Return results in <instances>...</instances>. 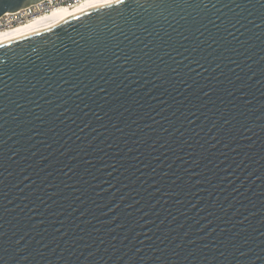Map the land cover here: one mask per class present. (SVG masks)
Returning a JSON list of instances; mask_svg holds the SVG:
<instances>
[{"label": "water", "instance_id": "1", "mask_svg": "<svg viewBox=\"0 0 264 264\" xmlns=\"http://www.w3.org/2000/svg\"><path fill=\"white\" fill-rule=\"evenodd\" d=\"M0 264H264V0H119L1 44Z\"/></svg>", "mask_w": 264, "mask_h": 264}, {"label": "bare ground", "instance_id": "2", "mask_svg": "<svg viewBox=\"0 0 264 264\" xmlns=\"http://www.w3.org/2000/svg\"><path fill=\"white\" fill-rule=\"evenodd\" d=\"M117 1L119 0H91L74 9L51 7L47 11L46 7H40L36 13H23L24 16L20 18L7 14L0 19V45L54 27L73 17Z\"/></svg>", "mask_w": 264, "mask_h": 264}, {"label": "built area", "instance_id": "3", "mask_svg": "<svg viewBox=\"0 0 264 264\" xmlns=\"http://www.w3.org/2000/svg\"><path fill=\"white\" fill-rule=\"evenodd\" d=\"M88 1H91V0H49V1L45 2V3H42V4H39L37 6L31 7L30 9H27V10L20 11L18 13L12 14V17L20 18V17L24 16L23 13H27V12H29L30 14L36 13L37 9L40 8V7H46L47 11L51 7H54V8H56V7H58V8L64 7V8L74 9V8L79 7L83 3H86Z\"/></svg>", "mask_w": 264, "mask_h": 264}]
</instances>
